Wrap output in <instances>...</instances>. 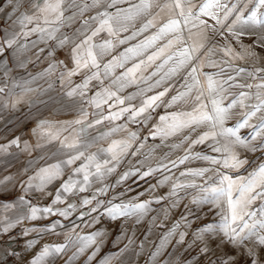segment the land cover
<instances>
[{
  "label": "snow or ice",
  "instance_id": "snow-or-ice-1",
  "mask_svg": "<svg viewBox=\"0 0 264 264\" xmlns=\"http://www.w3.org/2000/svg\"><path fill=\"white\" fill-rule=\"evenodd\" d=\"M0 20V127L37 137L0 144V264H264V0H5Z\"/></svg>",
  "mask_w": 264,
  "mask_h": 264
},
{
  "label": "crops",
  "instance_id": "crops-1",
  "mask_svg": "<svg viewBox=\"0 0 264 264\" xmlns=\"http://www.w3.org/2000/svg\"><path fill=\"white\" fill-rule=\"evenodd\" d=\"M5 0H0V4H4ZM4 23L3 20H0V25H2ZM63 58V57H61ZM77 79V81L79 80V78H75ZM135 91V88H129L126 89L124 93H121L122 95H126L129 92H133ZM91 94V93H90ZM107 106H105L106 108ZM94 111L92 109L89 110ZM160 114H164L163 109H158L157 110ZM24 112H27V109H24ZM43 115L44 117L51 119L53 121L59 120V121H64V120H68V119H72L73 115H70L69 113H67L66 111H62L59 109H54L52 112H48L42 109ZM19 115V114H18ZM93 116H89V119H93ZM124 121H117V123H123ZM36 126V119L34 117H30L28 119H24L23 117H21V119L19 121H14L13 123H10L8 125V128L11 129V132H7L4 130L3 127H0V144L4 143L7 139H11L13 136H20L22 139L28 140L30 143H35L36 142V135L33 133L32 129L35 128ZM99 129L101 131L106 130L107 127V122H105L104 125H100L98 126ZM130 127H132L133 130H138V126L136 125H130ZM140 131V135L141 137L146 136L148 134V129L144 128V129H139ZM159 143V139L157 138L156 140H153L151 137H149L146 141V147L144 149H142L143 152H147L148 151V147L147 146H155L156 144ZM199 150V148L197 149ZM12 151H16L17 155H19L18 150L16 149H12ZM35 156H39V152L34 153ZM154 157L160 155L159 150H157L156 153L153 154ZM138 159H143V157H131L130 158V163L131 164H136ZM27 157L24 156H20V161L21 163H16L14 167H12L11 169H9L10 172L15 173L19 168H21L23 166V163H26ZM152 165L155 166V159L152 160ZM128 166V163L126 162V164L124 165V167L126 168ZM190 167H198V166H204L203 162H199V161H194L192 162L190 165ZM181 168H183V166H181ZM173 171L175 172L176 170L173 169ZM8 173L4 172L2 167H0V175H6ZM178 175V172H177ZM151 180L152 183H155V179L153 178H149ZM129 183H131V181H129ZM139 184L141 185L139 188H137V191H144L145 188L148 187L147 184L144 183V181H139ZM133 187L135 188L136 185H133ZM167 191V187L165 186L162 189H157L155 193H149V192H145L143 197H140V199H150L153 195L154 196H158L160 194H162L163 192ZM131 195H135V193H132ZM51 198H48L46 200L43 201V203L47 204L49 203ZM153 207H159L158 205L153 204ZM155 213H153L154 215ZM37 223H41V222H37ZM42 223H47V221H43ZM147 227V222H145V224L143 225V228L146 229ZM17 232L19 231V228L16 230ZM90 230L85 228L84 229V233L89 232ZM119 233V228L117 225H113L112 227V231L110 232L108 238L105 240V244L104 247L99 255V257L97 259L102 258L105 254H107L109 251H118V249L120 247H123V243H120L118 246L116 244H114L116 235H118ZM13 235H15V233H13ZM142 238V237H141ZM7 239V237H5V240ZM62 242V238H58L56 236H48L45 238V240L41 241V244L43 243H60ZM126 242V241H125ZM23 244V241L18 240L16 242V244L14 245L18 250L20 248V246ZM40 245H37L36 249H34L32 252L29 253V258H31V256L35 255L38 251H39ZM146 257H140L137 260V264H144ZM58 264H63L62 261H59ZM114 264H118V262H114Z\"/></svg>",
  "mask_w": 264,
  "mask_h": 264
}]
</instances>
